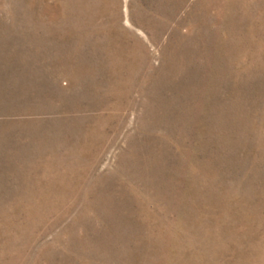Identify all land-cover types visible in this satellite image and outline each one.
<instances>
[{"label": "rangeland", "instance_id": "obj_1", "mask_svg": "<svg viewBox=\"0 0 264 264\" xmlns=\"http://www.w3.org/2000/svg\"><path fill=\"white\" fill-rule=\"evenodd\" d=\"M0 264H264V0H0Z\"/></svg>", "mask_w": 264, "mask_h": 264}]
</instances>
